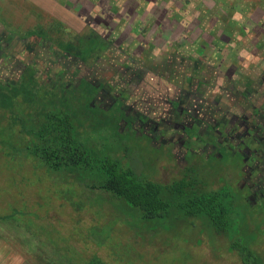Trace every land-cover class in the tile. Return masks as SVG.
<instances>
[{"label": "rangeland", "instance_id": "374dc122", "mask_svg": "<svg viewBox=\"0 0 264 264\" xmlns=\"http://www.w3.org/2000/svg\"><path fill=\"white\" fill-rule=\"evenodd\" d=\"M63 2L66 7L37 6L35 3L41 4L40 0H0V17L12 24L7 26L11 30L24 31L32 27V23L36 24L37 19L49 20V17L62 21L67 34L93 32L102 36L107 50L98 60L90 57L93 67L82 71L81 75L94 84L109 85L110 96H119L124 86L134 89L133 93L137 89L138 92L146 90L148 95L144 99H125L130 102L127 108L131 106L143 114L142 124L159 116L158 110L155 112L151 107L145 111L141 107L145 108L143 102L147 97H154L158 102L173 97L179 87L176 85L183 84L188 77L193 80V86L195 82L203 83L199 89L206 92L209 105L216 106L222 98L226 101L219 88L232 84L238 89L236 93L249 89L251 103L259 106L263 102L264 0H62L60 3ZM56 31L59 30H53L54 36ZM52 52L42 55V59L36 58L38 70L45 74L56 71L69 77L75 70L76 59L65 58L66 53L58 51L61 58L57 60L56 53ZM27 55V51L20 55L24 63L27 57H33L32 53ZM10 65L4 66L0 78L6 79L14 73ZM137 73L142 74L141 81L146 83H139L140 88L133 84L138 81ZM130 80L132 85H125ZM102 107L94 109V121L109 118L115 124L117 118L122 120L117 106ZM95 116L98 119L95 120ZM133 117L130 124L122 120L125 123H120V136L111 129L108 130L110 136L103 132L102 141L95 143L98 149L116 156L126 168L163 186L186 179V185L174 189L173 196L178 200L188 201L196 195L216 192L227 214L217 224H212L202 212L193 215L173 207L167 216L149 221L143 220L138 210L121 200H117L116 205L113 202L103 207L102 204L106 215L102 223L106 224L96 237L104 242L99 252L101 257L109 264H242L238 254L232 251L237 241L250 244L264 259V197L259 193L254 203L248 189H239L245 172L242 157L219 151L222 155L219 158L195 147L197 153L191 151L184 164L182 149L174 150L172 144H161L157 136L153 138L148 134L155 135L156 131L147 132L142 124L134 123L136 118ZM186 133L189 139V142L184 139L186 148L204 139L194 130ZM3 168L0 164V185L6 188ZM25 169L29 170L30 166ZM88 195L84 197L85 203L89 202ZM95 198L91 203L98 205ZM56 210L62 209L58 206ZM56 210L50 214H55ZM62 212L56 216L72 225L68 217L69 213L75 214L73 208ZM81 215L88 226L97 224L88 207ZM29 260H37L29 248L21 251L0 241V264H27Z\"/></svg>", "mask_w": 264, "mask_h": 264}, {"label": "trees", "instance_id": "16d2710c", "mask_svg": "<svg viewBox=\"0 0 264 264\" xmlns=\"http://www.w3.org/2000/svg\"><path fill=\"white\" fill-rule=\"evenodd\" d=\"M39 19L31 24L37 27L23 31L11 30L7 26L12 24L0 17V72L7 64L14 72L6 79L0 78V164L7 177V187L0 185V241L21 251L29 248L37 260L27 264H109L99 254L104 242L96 237L106 224L102 223L106 217L102 204L116 205L117 200L138 210L143 220L161 219L176 207L193 215L202 212L212 224H217L227 210L216 192L178 200L173 196L174 189L186 185V179L163 186L98 149L95 143L102 141L103 132L110 136L111 129L120 136V123L128 120L130 124L134 118L131 106L127 108L121 100H109L115 97L110 96L109 85L94 84L81 75L93 67L90 57L98 60L107 50L106 41L93 32L67 34L62 21ZM53 30H59L55 36ZM25 51L27 56L33 54L32 58L27 57V63L20 56ZM50 51L56 53L57 60L61 58L58 51L65 52V58L76 59L69 77L38 70L36 58L42 59ZM57 60L55 63L59 64ZM141 80L133 84L146 85ZM124 87L120 92L128 100L148 95L146 90L135 89L137 92L133 93L134 89ZM107 104L117 106L124 121L117 118L113 124L104 118L99 122L98 116L94 121V109ZM27 165L29 170L25 169ZM87 195L89 202L85 203ZM94 197L98 205L91 203ZM58 206L62 210H56ZM68 207L75 213H69L72 225L56 216ZM86 207L97 224L88 226V221L83 220L81 212ZM54 209L56 212L51 215ZM232 249L242 264H264L250 244L236 241Z\"/></svg>", "mask_w": 264, "mask_h": 264}, {"label": "flooded vegetation", "instance_id": "af4514ba", "mask_svg": "<svg viewBox=\"0 0 264 264\" xmlns=\"http://www.w3.org/2000/svg\"><path fill=\"white\" fill-rule=\"evenodd\" d=\"M141 76L139 73L137 79H143ZM127 83L132 85L131 80ZM202 85L203 83L195 82L193 86V80L188 77L183 84L176 85L179 87L173 97L163 98L161 102L155 101L154 97H147L143 102L146 104L145 108L143 105L141 107L145 111L152 107L155 112L158 110L156 113L159 116L142 124L140 118H143V115L133 111L132 115L136 118L134 123L139 122V126L142 124L147 132L151 129L156 131L157 135L151 132L148 134L153 138L157 136V141L161 144H172L174 150L182 149L183 163L191 151L197 153L195 147L203 153H213L219 158H222L219 151H229L241 156L245 172L238 187L242 190L248 189L253 197L250 200L256 203L255 197L259 193L264 197V94L261 98L263 102L257 106L250 102L249 89L236 93V85H223L219 92L224 94L226 101L222 98L219 104L212 106L205 98L206 92L199 89ZM136 88H140L139 83ZM122 96L123 92H119V96L114 99L110 97L109 100H121L126 106L130 102H126L125 99L128 98ZM129 100L132 101V98ZM187 130H194L203 135L202 143L193 141L196 143L192 144L194 147L188 144L189 148H186V141L189 142Z\"/></svg>", "mask_w": 264, "mask_h": 264}, {"label": "crops", "instance_id": "0c3cea01", "mask_svg": "<svg viewBox=\"0 0 264 264\" xmlns=\"http://www.w3.org/2000/svg\"><path fill=\"white\" fill-rule=\"evenodd\" d=\"M41 1V4H38V3H35L37 6H43V5H51L53 7H66V4L65 2L63 3H60L62 2V0H40ZM73 1V0H72ZM79 1V0H77ZM81 6V4H78ZM77 6V5H75Z\"/></svg>", "mask_w": 264, "mask_h": 264}]
</instances>
